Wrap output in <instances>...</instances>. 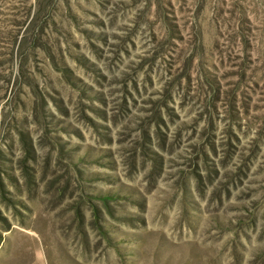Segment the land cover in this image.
<instances>
[{"label": "rangeland", "instance_id": "1", "mask_svg": "<svg viewBox=\"0 0 264 264\" xmlns=\"http://www.w3.org/2000/svg\"><path fill=\"white\" fill-rule=\"evenodd\" d=\"M0 264H264V0H0Z\"/></svg>", "mask_w": 264, "mask_h": 264}]
</instances>
